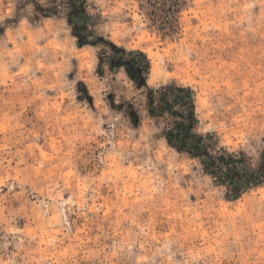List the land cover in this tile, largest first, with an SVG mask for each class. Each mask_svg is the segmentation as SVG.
<instances>
[{
  "label": "rangeland",
  "instance_id": "1",
  "mask_svg": "<svg viewBox=\"0 0 264 264\" xmlns=\"http://www.w3.org/2000/svg\"><path fill=\"white\" fill-rule=\"evenodd\" d=\"M31 1L0 0V264H264V182L232 199L146 95L190 87L203 146L257 169L264 0H88L85 45ZM110 43L146 54V86Z\"/></svg>",
  "mask_w": 264,
  "mask_h": 264
},
{
  "label": "trees",
  "instance_id": "2",
  "mask_svg": "<svg viewBox=\"0 0 264 264\" xmlns=\"http://www.w3.org/2000/svg\"><path fill=\"white\" fill-rule=\"evenodd\" d=\"M31 2L39 16L56 15L65 7V17L80 45L96 44L104 40L92 29L93 15L87 9L88 0H50L45 5L40 0ZM110 44L115 56H118L111 61V65L124 67L132 80L140 86H146V74L150 68L146 54L141 50L127 51L114 43ZM147 88V108L150 115L161 116L168 112L178 118L166 132L168 142L178 150L198 157L206 173L217 183L227 186L232 199L240 197L246 189L264 182V152L260 165L251 170L240 166L243 159L235 154H213L203 146L205 135L194 130L197 117L194 93L190 87L169 83L158 88Z\"/></svg>",
  "mask_w": 264,
  "mask_h": 264
}]
</instances>
